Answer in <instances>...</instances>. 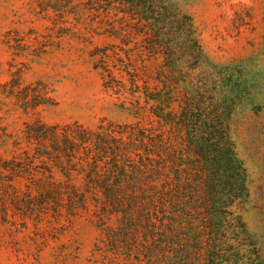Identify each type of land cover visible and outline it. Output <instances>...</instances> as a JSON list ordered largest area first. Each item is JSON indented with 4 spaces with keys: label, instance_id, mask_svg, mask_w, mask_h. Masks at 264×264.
Here are the masks:
<instances>
[{
    "label": "trees",
    "instance_id": "1",
    "mask_svg": "<svg viewBox=\"0 0 264 264\" xmlns=\"http://www.w3.org/2000/svg\"><path fill=\"white\" fill-rule=\"evenodd\" d=\"M92 4L106 13L97 29L119 41L96 50L95 68L135 121L90 128L37 118L17 132L1 128V223L70 224L90 214L101 264H197L200 253L202 264H264L238 215L248 176L230 118L245 83L209 70L193 18L176 0ZM153 59L160 64L150 74ZM22 72L0 81V113L35 117L53 101Z\"/></svg>",
    "mask_w": 264,
    "mask_h": 264
},
{
    "label": "rangeland",
    "instance_id": "2",
    "mask_svg": "<svg viewBox=\"0 0 264 264\" xmlns=\"http://www.w3.org/2000/svg\"><path fill=\"white\" fill-rule=\"evenodd\" d=\"M176 2L193 18L209 70L230 77L235 87L242 82L247 87L235 91L239 98L230 118L236 153L248 176V197L239 202L238 215L251 236L246 240L264 263V0ZM106 19L92 0H0V81H8L19 66L24 84L44 83L53 101L35 117L0 113V129L17 132L37 118L90 128L103 119L135 121L119 96L105 90L95 68L96 50L119 43L97 29ZM159 64L148 61V72L154 74ZM187 166L185 179L195 170ZM14 221H0V264H101L93 258L99 230L90 214L70 224ZM196 259L203 263L201 253Z\"/></svg>",
    "mask_w": 264,
    "mask_h": 264
}]
</instances>
